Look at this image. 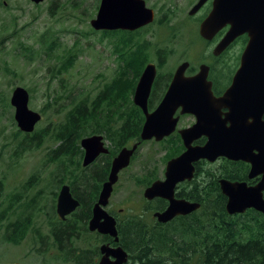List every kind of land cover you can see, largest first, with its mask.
I'll use <instances>...</instances> for the list:
<instances>
[{"label": "rangeland", "instance_id": "1", "mask_svg": "<svg viewBox=\"0 0 264 264\" xmlns=\"http://www.w3.org/2000/svg\"><path fill=\"white\" fill-rule=\"evenodd\" d=\"M145 1L155 12L154 21L123 36L120 33L103 34L91 27L90 20L95 17L99 0H44L39 4L30 0H0V194L5 200L13 193L22 194V200L12 212L9 211L7 221L14 220L18 214L25 217L23 202L30 199L42 209L40 213L39 208L35 209V225L18 245L2 239L3 223H0V264H64L56 258L59 251H38L40 244L34 231L42 227L39 233L45 236L48 219L53 220V192L59 187V178L67 180L62 167L49 159V152L57 142L47 137L33 150L17 147L23 132L17 128L14 109L9 103L12 89L22 86L29 91V108L42 116L34 130L51 129L71 102L93 98L105 83L121 72L125 92L130 90L135 79L136 86L148 62L157 64L159 55L164 61L157 71L164 78L182 61H195L198 49L191 40L190 31L197 22L196 18L191 22L188 13L196 0ZM127 38L128 44L122 45L121 40ZM130 45L140 48L142 55L139 59L129 60V67L124 71L125 61L123 59V65L120 55L122 52L124 58ZM118 47L120 51L117 52ZM71 53L75 58L67 65ZM184 119V124L193 121L191 116ZM149 142L140 147L130 166L119 173L109 201L113 207L127 209L134 203L143 211L144 186L139 181L150 174H157L158 178L163 176L165 159L173 145L170 140ZM130 144L132 141L128 142ZM101 162L102 158L89 168L77 171L80 176L75 191L85 200L105 168L103 162L99 167ZM146 213L147 218H151L150 212ZM46 240L54 244L51 236ZM99 241V237L84 233L76 245L83 250H94Z\"/></svg>", "mask_w": 264, "mask_h": 264}, {"label": "water", "instance_id": "2", "mask_svg": "<svg viewBox=\"0 0 264 264\" xmlns=\"http://www.w3.org/2000/svg\"><path fill=\"white\" fill-rule=\"evenodd\" d=\"M31 1L40 3L43 0ZM206 1L198 0L189 14L197 12ZM154 17V10L146 5L145 0H100L90 25L99 31H134L151 23ZM226 25L229 29L215 46V55L239 34L246 33L248 42L241 55L240 66L222 96L215 97L211 91V83L207 80L208 66L201 64L195 75L186 76L187 61L176 67L161 100L151 111L148 99L156 77L155 63L148 62L144 66L135 86L132 100L144 114L140 140L161 141L173 132L179 115L188 113L195 117L190 127L179 130L185 149L167 161L163 179L154 180L143 191L147 200L162 198L168 202L164 210L153 213L160 223L199 207L198 203L177 198L175 186L192 179L197 160L214 162L220 157L245 161L250 165L249 178L261 176L255 185L226 178L219 180L220 190L226 197L227 212L242 213L252 208L264 215V121L261 120L264 112V0H212L211 10L200 23V35L211 39ZM28 101L27 89L22 86L13 89L10 104L14 108V119L18 128L26 133L32 132L41 119L39 112L28 107ZM222 108L227 111L223 113ZM200 136H205L206 141L202 145H193ZM80 146L84 150L83 166L91 164L100 153L108 152L100 134L83 137ZM137 147L138 143L124 146L113 156L107 179L101 185L88 220L89 231L109 235L115 242L118 240L116 221L105 207L119 172L130 164ZM79 205L70 186L63 184L56 204L59 217L64 219ZM100 253L97 264H126L128 261L127 251L119 245L102 244Z\"/></svg>", "mask_w": 264, "mask_h": 264}, {"label": "trees", "instance_id": "3", "mask_svg": "<svg viewBox=\"0 0 264 264\" xmlns=\"http://www.w3.org/2000/svg\"><path fill=\"white\" fill-rule=\"evenodd\" d=\"M102 33L109 35L120 33L123 36L131 34L126 30L102 31ZM121 42L122 45L128 44L129 39ZM116 51H120V47L116 48ZM124 54L123 58L121 52L120 60L122 63L123 59L125 61L126 67L123 68L125 71V68L129 67V60L139 59L142 50L130 45ZM159 57L163 60L158 58L156 64L158 68L164 61L163 56L159 55ZM74 58L75 55L71 53L67 57V65H71ZM220 67L224 71L227 66ZM122 74L123 72L115 76L112 81L105 83L93 98L84 97L75 100V103L71 102L63 117L54 123L51 129L46 127L36 129L30 134L23 133L22 140L17 146L21 150H33L42 144L43 138H54L57 146L49 152V159L58 163V167L61 166L65 171L68 181L62 179L61 183H69L73 195L81 202L79 208L69 217L59 220L62 224L60 232L55 227L50 230L53 241L60 250L56 258L64 264L69 261L73 264H96L94 258L99 256L98 247L94 250H83L76 243L81 239L82 234L89 233L87 221L91 217V207L97 199L102 182L107 178L111 158L122 147L128 146L129 141H140L144 115L130 99L136 79L130 90L124 92ZM139 74L140 71L137 77ZM162 80L164 78L159 74L156 79L157 84L160 85ZM159 93L158 89L154 88L148 102L150 110L160 100L162 92L161 95ZM99 133L104 134L109 153L101 155L105 168L94 183L95 188L88 194L91 197L88 199L86 195L85 200L75 191L76 183L71 181V172L81 166L83 150L79 140L84 136ZM144 143L145 141H140L139 146ZM179 144L182 146L180 142ZM172 156L174 153H169L166 159ZM207 167V175L217 168L218 175L232 181L241 180L239 179L241 176L236 175L235 172L248 169L247 164H234L226 159H223L219 165ZM155 179L157 176L154 174L145 176L142 181L143 186H148ZM176 195L199 201L202 206L186 217H177L164 224L155 221L153 217L147 218L149 215L144 211L141 214H128L120 220L117 227L118 244L129 253L128 264H264V216L252 209L230 215L226 211V197L220 190L216 175L204 191L178 189ZM166 204L164 199H157L150 208L152 211L163 210ZM31 224L32 219L29 216L23 220H15L6 225L4 238L14 244L19 243ZM102 238L103 241L108 240L111 244L113 242L109 236Z\"/></svg>", "mask_w": 264, "mask_h": 264}, {"label": "flooded vegetation", "instance_id": "4", "mask_svg": "<svg viewBox=\"0 0 264 264\" xmlns=\"http://www.w3.org/2000/svg\"><path fill=\"white\" fill-rule=\"evenodd\" d=\"M43 1H41V2H43ZM197 1L198 0H196L192 4V7L196 4ZM32 3H34V2H32ZM34 4H39V3H34ZM211 7H212V0H207L199 8V10L197 12H195L192 15H190L188 13L189 14L188 16H190L189 19H190L191 22H194L195 21L194 18H196V22L197 23H194L192 25V29L190 31V34H191V40H192V42L196 43L198 51H197V54L195 53V61H192V59L184 60V61L188 62V67H187V69L185 71V75L186 76L195 75L198 72L199 66L201 64H206L208 66L207 80L211 83V91H212V93H213V95L215 97H219V96H222L224 94V92L230 86V84L232 82V78H233L232 75L234 74L235 70L239 66L240 56H241V53H242V51H243V49L245 47V44L247 42V35H246V33L237 35L226 46V48L221 53L215 55L213 53V50H214L215 46L220 42V40L224 37L225 33L229 29V25H226L223 28H221L220 30H218L211 39H206V38L202 37L200 35V33H199V26H200L201 21L205 18V16L210 11ZM199 13H200V15L197 17V15ZM159 59L163 60V58H160V57H159ZM184 61H182V62H184ZM223 65H228L229 66V74L224 72L223 69L220 67V66H223ZM156 73H157V75H156V77L154 79V82L152 84V88H151V92H150V96H149L148 102L150 100V97H151V95L153 93L154 88L158 89V92H160V93L162 92V96H163L166 88L168 87V85H169V83H170V81L172 79L174 71L172 73H168L165 78L161 76L162 78H164V80H162L160 82L161 83L160 85L157 84V82H156V79H157V77L159 75L158 71ZM13 89H12V91H13ZM158 102L156 103V105L158 104ZM135 106H137V105H135ZM221 111L224 113V112L227 111V109L222 108ZM176 114H179V112L177 111ZM188 116H191L193 121L191 123L184 124V121H185L184 118L188 117ZM261 120L264 121V112L261 114ZM194 121H195V117L192 114H188L187 113V114L179 115V119H178V122H177V124L175 126V129L168 136L170 141H171V143H170L171 146L173 145L172 151L170 152V153H174V156H172V157H175V156L179 155L185 149L184 146H183L182 140H181V136L179 134V130L187 128V127H190L194 123ZM205 141H206V137L205 136H200L199 138L195 139L192 144L193 145H202ZM179 142L182 144V146L179 144ZM100 159H101V155H99L94 160V162H92L90 165H88L86 167H82L80 170H85L86 168H89L90 166L96 164ZM223 159H226V160H228V161H230V162H232L234 164L244 163V164L248 165V169L246 171L244 170L242 172H235L236 175L241 176V178H239L241 180H235V181H245L248 185H255L260 180L261 176H255V177L249 178L248 173H249L250 165L247 162H245V161H242V160H230V159L223 158V157L217 158V160H215L214 162H209L206 159H199L196 162H194V175H193L192 179L189 180V181L185 180V181H182V182H179V183L176 184V186H175V196L177 198H182V197H178L176 195V191L178 189H186V190L195 189V190H198V191H204V189L207 186H209L210 181H213L214 175H216L217 181L219 182V180L221 178H223V177L218 175L217 168H214L210 175H207L206 170L208 168L207 167L208 165H219V163ZM131 161H132V158H131ZM216 163H218V164H216ZM155 175H157V174H155ZM79 176L80 175L75 174L74 172H71V178L73 179V181H78L79 180ZM157 179H163V176L160 177V178L157 177ZM139 183L142 185V182L139 181ZM58 185H59V187L58 188L56 187V191L53 192L54 195H55V200H54L55 204L53 205V212H52L53 220L51 221V220L48 219V223L46 224L47 231L45 232V236L43 237V235H41L39 233V231L42 232V227H40L39 231L37 229L34 230L35 234L37 235V240L39 241V244H40L38 251H60L57 248V244L54 243L53 237H52L51 232H50V230L53 227L59 229V232H60V228H62V224L59 222V220H61V219L59 218V216L56 213L57 197H58V193H59L60 187L62 185L61 178H59V180H58ZM26 189L27 188L25 187L24 190H26ZM9 196H11V197L7 198L6 199L7 201H6L5 197L0 194V206L5 203L4 207L0 210V223L1 224L3 223L2 224L3 230H2V234L1 235H2V239L6 243H10V244H13V245H18L19 243H21L26 238L28 231L33 228V225H35V223H34V218H35L34 217V211H35V209L39 208V210H38L39 213L41 212L42 209L39 207V205L35 201H32L30 199L27 202H23L25 204L24 211H23V212L26 213L25 217L22 218V217H20L21 214H18L15 217L14 220L7 221L9 211L11 210V212H12L14 207H15V205L18 204L22 200V198H21L22 194L21 193H13V194H11ZM90 197H91V195L88 196V199ZM156 199H158V198H154V199H152L150 201L144 202L143 210H145L147 207L151 206L152 203L154 201H156ZM189 201L190 202L199 203L200 204L199 208L194 210V211H192V212H190V213H188V214H186V215H178L175 218H177V217H186V216L198 211L201 208V206H202L201 202H199V201H196V200H189ZM79 202H80V200H79ZM80 204H81V202H80ZM166 206H167V204H166ZM250 209H252V208H249L247 210H250ZM107 210H108V212L111 215H113V217L115 218L116 222H117V220L122 219L123 218L122 216H126L129 213L141 214V212H142V210L139 209L138 207H136V205L134 203L132 205L129 204L127 209H125L123 207L122 208L121 207H116L115 208V207H113L112 205L109 204ZM252 210H254V209H252ZM155 211H160V210L152 211L151 212V217H153L152 214ZM28 216L32 219V224L27 229L25 237L17 244H14L12 242L7 241L4 238L6 225H8L10 223H13L15 220H18V219L23 220V219L27 218ZM152 219H154L156 221L155 217H153ZM4 221H6V222H4ZM91 234L99 237V239H100L99 244L97 245L98 251H99V245L102 244V243H108L111 246H117L118 245V244L113 245L114 244L113 242H112V244H110L108 240L107 241H103L102 236H100V234L97 231H94ZM49 236H51L52 242L54 244L49 243L46 240V238H48ZM40 253L42 254V252H40ZM130 255H131V252H130ZM129 257L130 256L128 255V260L130 262ZM99 258H100L99 256L97 258H94L96 260V264L98 263ZM131 258H132V255H131ZM10 263H14V262H10ZM4 264H8V263H4ZM15 264H18V263H15Z\"/></svg>", "mask_w": 264, "mask_h": 264}, {"label": "bare ground", "instance_id": "5", "mask_svg": "<svg viewBox=\"0 0 264 264\" xmlns=\"http://www.w3.org/2000/svg\"><path fill=\"white\" fill-rule=\"evenodd\" d=\"M97 31H99V30H97ZM198 204H199V203H198ZM199 206H200V204H199ZM198 208H199V207H198ZM198 208H197V209H198ZM248 209H249V208H248ZM246 210H247V209H246ZM246 210H245V211H246ZM226 211H227V210H226ZM245 211H244V212H245ZM244 212H242V213H244ZM235 214H240V213H235ZM230 215H232V214H230Z\"/></svg>", "mask_w": 264, "mask_h": 264}]
</instances>
